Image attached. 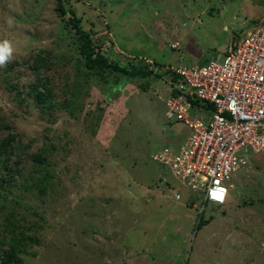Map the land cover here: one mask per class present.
I'll list each match as a JSON object with an SVG mask.
<instances>
[{"label":"rangeland","instance_id":"rangeland-1","mask_svg":"<svg viewBox=\"0 0 264 264\" xmlns=\"http://www.w3.org/2000/svg\"><path fill=\"white\" fill-rule=\"evenodd\" d=\"M64 6L104 53L156 72L223 56L263 14L262 0ZM69 18L57 0H0V43L11 47L0 66V146L13 137L0 160V264L11 248L13 264H264V152L232 176L225 206L203 207L152 159L190 134L165 118L169 76L89 71Z\"/></svg>","mask_w":264,"mask_h":264},{"label":"built area","instance_id":"built-area-1","mask_svg":"<svg viewBox=\"0 0 264 264\" xmlns=\"http://www.w3.org/2000/svg\"><path fill=\"white\" fill-rule=\"evenodd\" d=\"M262 1L257 25L231 40L223 56L202 66L165 68L178 79L169 81L165 118L190 134L178 149L162 148L152 159L197 195L203 207L224 206L232 176L248 164V155L264 152ZM174 199L180 201L181 194Z\"/></svg>","mask_w":264,"mask_h":264},{"label":"trees","instance_id":"trees-1","mask_svg":"<svg viewBox=\"0 0 264 264\" xmlns=\"http://www.w3.org/2000/svg\"><path fill=\"white\" fill-rule=\"evenodd\" d=\"M58 1V11L61 16H66L71 14L69 18V23L75 30V34L80 40L79 53L83 59L84 66L91 72L95 73L97 71H109L112 74L118 76V81L120 78L127 81H132L134 79H139L142 81L152 82L161 79L163 75L169 76L170 81H177V77L173 75L170 71L164 70V67H160V72H156L153 67L147 64L143 60H137L131 62L128 58L117 54L113 48L108 50V53L103 52V48L98 44H95L90 32H87L81 26V18H78L73 10H66L64 6V0ZM157 66V65H155ZM41 94H38L40 98ZM13 140L12 136L5 139L0 146V160L4 157L6 161L10 160L12 153L10 152L9 146ZM0 193V199H1ZM201 220L198 224V229L206 222L201 214ZM2 264H13L19 263V258L17 255V250L11 248L5 251L1 257Z\"/></svg>","mask_w":264,"mask_h":264},{"label":"clouds","instance_id":"clouds-1","mask_svg":"<svg viewBox=\"0 0 264 264\" xmlns=\"http://www.w3.org/2000/svg\"><path fill=\"white\" fill-rule=\"evenodd\" d=\"M10 52H11V47L7 41L0 43V66H4L6 64V54L10 53ZM213 195L216 197L215 193H213ZM229 195H230V193H229ZM228 199H229V196H228ZM227 203H228V201H227ZM220 207H223V206H220Z\"/></svg>","mask_w":264,"mask_h":264},{"label":"snow or ice","instance_id":"snow-or-ice-1","mask_svg":"<svg viewBox=\"0 0 264 264\" xmlns=\"http://www.w3.org/2000/svg\"><path fill=\"white\" fill-rule=\"evenodd\" d=\"M217 200H222L223 199V195L222 194H216L215 197Z\"/></svg>","mask_w":264,"mask_h":264}]
</instances>
